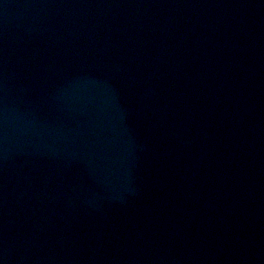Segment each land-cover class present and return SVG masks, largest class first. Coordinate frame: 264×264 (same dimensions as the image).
Here are the masks:
<instances>
[{"label":"water","instance_id":"water-1","mask_svg":"<svg viewBox=\"0 0 264 264\" xmlns=\"http://www.w3.org/2000/svg\"><path fill=\"white\" fill-rule=\"evenodd\" d=\"M0 264H264V0H0Z\"/></svg>","mask_w":264,"mask_h":264}]
</instances>
